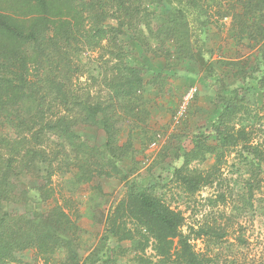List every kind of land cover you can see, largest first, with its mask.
<instances>
[{
  "label": "trees",
  "instance_id": "obj_1",
  "mask_svg": "<svg viewBox=\"0 0 264 264\" xmlns=\"http://www.w3.org/2000/svg\"><path fill=\"white\" fill-rule=\"evenodd\" d=\"M212 5L222 8L215 0H0V264H118L128 255L129 264L238 263L234 255L218 262L211 254V244L221 246L228 230L215 224L210 214L187 224L183 212L152 188L132 182H126L123 197L103 220L102 236L82 259L80 229L54 199L51 188L59 164L65 171L76 170L75 183L101 177L105 167L121 175L118 164L132 149L130 131L138 128L140 114L148 116L142 102L148 84L144 69L128 63L122 45L137 41L144 48L154 45L178 63L194 60L202 54L201 29L210 24ZM229 6L221 16L232 17L236 37L260 45L254 68L234 62L232 70L240 67V78L254 79L263 92L264 0H238L230 11ZM154 9L164 13L156 15ZM85 51H101L97 68L111 73L102 80L110 93L108 101L92 102L89 94L71 90L68 74L76 71L72 59ZM237 92L233 88L220 96L223 107L211 124L214 139L200 133L191 141L190 151L177 152L182 162L172 182L189 198L202 188L220 187V162L228 149L238 146L251 157L257 178L262 175L264 183V144H254L252 131L247 126L236 129L232 122L244 109ZM119 108L125 109L128 125L117 113ZM80 124L102 130V145L84 140L77 129ZM125 126L130 131L120 144ZM2 150L9 156H3ZM208 155L215 157L209 169H189ZM25 173L36 183L24 193L32 192L37 204L52 205L44 212L36 209L16 216L5 207L19 200L16 190ZM204 202L214 208L224 203V197L219 193ZM234 240L243 245L240 236ZM198 241L205 243L201 249H196ZM28 251L34 253L32 259H24Z\"/></svg>",
  "mask_w": 264,
  "mask_h": 264
},
{
  "label": "rangeland",
  "instance_id": "obj_2",
  "mask_svg": "<svg viewBox=\"0 0 264 264\" xmlns=\"http://www.w3.org/2000/svg\"><path fill=\"white\" fill-rule=\"evenodd\" d=\"M237 2L238 0H215L222 8L218 10L219 7L212 5L210 24L201 29V40L204 43L201 47L202 54L194 60L178 63L162 55V51H156L154 45L144 48L137 41L124 42L122 45L128 55V63L144 69V78L148 84L142 92V102L148 116L140 114L142 121L137 123L138 128L129 130L132 149L128 158L118 164L121 175L110 167H105L101 177L95 176L88 183H75L73 178L76 170L65 171V166L58 162V169L52 176L54 199L80 229L78 240L82 259L93 250L102 236L103 220L111 206L123 197L126 182H132L141 187L152 188L169 206L183 212L187 224L193 220L203 221L204 215L210 214L208 217L215 219V224L224 226L228 230L224 243L219 246L211 242L210 246L211 254L218 262L232 259L231 256L234 255L238 258L237 264H264L263 178H260L262 175L257 178L259 174L251 166V157L242 152L240 146L228 149L220 162L222 181L219 188L205 187L189 198L172 182V174L182 162L177 157L178 150L190 151L193 147L191 141L200 133L209 136L210 141L214 139L211 124L223 107L220 96L227 94L230 89L236 88L238 96L243 98L244 109L232 121L235 128L247 126L252 131L254 144H264V90L262 92L254 79H241L240 67H235V70L231 67L234 62H238L244 67L254 68L260 45L252 40H239L232 30V17L221 16L228 5L230 11ZM154 10L159 16L164 13L162 9ZM109 22L114 24L113 21ZM100 53L101 51L82 52L72 59L76 71H70V76L68 74L71 90L82 96L89 94L92 102L110 99V93L102 80L110 77L111 73L97 68ZM238 71L241 74L235 75ZM97 75L101 77L98 78ZM93 77L96 82L92 80ZM190 87L196 88V94L184 113L179 115L183 97ZM124 112L120 108L117 110L128 125V116ZM252 117L254 119L250 120ZM5 127L4 132H7V125ZM127 127L121 131L120 144L126 141L125 136L129 132ZM77 129L82 138L92 145L98 147L104 142L102 130L82 124ZM152 143H155L153 148L150 147ZM47 145L50 146L49 143ZM1 152L3 156H9L7 150ZM214 162V155H208L203 162H192L189 169L205 171ZM22 178L24 179L19 182L16 190L19 200L7 205L6 210L16 216L36 209L44 212L52 203L48 201L46 204H37L32 200V192L26 194L24 190L34 186L36 181L28 174ZM219 193L223 195L224 203H219L214 208L204 206L205 199L213 198ZM238 236L243 240L241 246L234 240ZM203 244L201 241L196 242V249H201ZM122 245L128 247L127 243ZM23 256L24 259H32L34 253L28 251ZM131 257L128 255L119 258L118 264H129Z\"/></svg>",
  "mask_w": 264,
  "mask_h": 264
},
{
  "label": "built area",
  "instance_id": "obj_3",
  "mask_svg": "<svg viewBox=\"0 0 264 264\" xmlns=\"http://www.w3.org/2000/svg\"><path fill=\"white\" fill-rule=\"evenodd\" d=\"M196 94V88L195 87H190L184 97H183V100H182V104L179 108V115H181L182 113H184L185 109L187 108V106L189 105V103L192 101V99L194 98ZM151 148L155 147V143H152Z\"/></svg>",
  "mask_w": 264,
  "mask_h": 264
}]
</instances>
